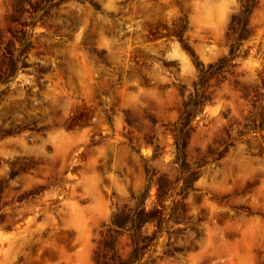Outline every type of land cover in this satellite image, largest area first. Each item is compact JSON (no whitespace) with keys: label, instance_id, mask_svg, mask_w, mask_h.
Masks as SVG:
<instances>
[{"label":"rangeland","instance_id":"374dc122","mask_svg":"<svg viewBox=\"0 0 264 264\" xmlns=\"http://www.w3.org/2000/svg\"><path fill=\"white\" fill-rule=\"evenodd\" d=\"M0 264H264V0H0Z\"/></svg>","mask_w":264,"mask_h":264}]
</instances>
